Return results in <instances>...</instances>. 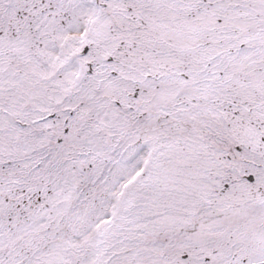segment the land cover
<instances>
[{
    "label": "snow or ice",
    "instance_id": "6c2138e0",
    "mask_svg": "<svg viewBox=\"0 0 264 264\" xmlns=\"http://www.w3.org/2000/svg\"><path fill=\"white\" fill-rule=\"evenodd\" d=\"M0 264H264V0H0Z\"/></svg>",
    "mask_w": 264,
    "mask_h": 264
}]
</instances>
